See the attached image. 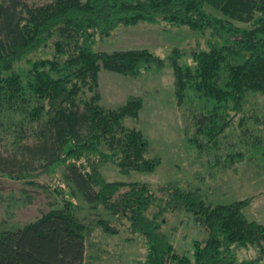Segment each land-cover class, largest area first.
Returning <instances> with one entry per match:
<instances>
[{"label": "trees", "instance_id": "16d2710c", "mask_svg": "<svg viewBox=\"0 0 264 264\" xmlns=\"http://www.w3.org/2000/svg\"><path fill=\"white\" fill-rule=\"evenodd\" d=\"M140 23L186 26L205 36V47L193 50L189 61L178 48L166 58L146 48L96 49L99 39ZM48 46L50 55L30 58ZM165 62L173 70L176 101L189 111L188 146L213 153L217 167L232 165L243 153L226 152L219 164L221 140L237 127L245 133L252 119L262 136L249 133L263 143L264 158V117L246 109L250 94L264 95V0H0V141L12 144L0 153V177L60 172L56 207L0 228V264H83L93 229L115 231L107 219L80 218L84 205L124 217L130 231L145 239L143 264H264V226L243 213L248 198L208 205L191 184L167 182L154 189L101 174L105 165L123 174L152 172L161 160L149 155L140 128L125 123L138 119L143 99L130 96L122 106L104 108L99 71L136 76ZM31 199L27 195L25 203ZM168 211L202 218L205 243L193 240L190 254L176 252L162 230ZM233 244L260 251L239 260Z\"/></svg>", "mask_w": 264, "mask_h": 264}, {"label": "rangeland", "instance_id": "374dc122", "mask_svg": "<svg viewBox=\"0 0 264 264\" xmlns=\"http://www.w3.org/2000/svg\"><path fill=\"white\" fill-rule=\"evenodd\" d=\"M40 3L42 0H29ZM205 36H195L186 26L172 27L162 24L140 23L121 27L112 35L99 39L98 51L146 48L163 58L174 49L182 50L189 61L193 50L205 47ZM50 47L43 48L30 56L31 59L48 56ZM25 66V62H22ZM161 70V74L158 72ZM157 76V77H156ZM98 93L104 108L122 106L130 96H140L143 106L138 119H125L129 126L140 128L149 142V155L160 158L161 163L152 172H119L113 165L101 168L107 181L147 183L154 189L167 182L180 185L191 184L199 188L208 205L228 203L248 198L243 209L249 220L264 226V158L261 156L263 143L255 142L251 129L262 136L258 121H246L245 133L238 127L222 138L221 146L224 164L226 152L240 150L243 158L232 165L217 167L213 153H198L185 141V128L189 122V111L179 106L174 94V74L165 62L161 69L151 68L136 76H127L101 69L98 74ZM247 114L264 117V95L248 96ZM235 118L234 125L238 122ZM244 132V131H243ZM12 148L9 140L0 141V153L7 154ZM228 163V161L226 162ZM60 172L40 174L26 180L0 177V228L12 224H24L37 218L59 204L60 196L54 192ZM29 195L31 202L25 203ZM85 222L97 218L107 219L115 231L108 232L95 227L88 237L83 264H143L147 245L143 236L129 229V222L122 216L111 217L102 207L90 209L83 206L78 212ZM164 230L170 237L178 253L190 254L193 240L205 243L208 235L206 222L184 211H168L164 214ZM261 247L264 246L260 242ZM237 258L250 259L259 254L257 246L248 248L233 244Z\"/></svg>", "mask_w": 264, "mask_h": 264}, {"label": "crops", "instance_id": "0c3cea01", "mask_svg": "<svg viewBox=\"0 0 264 264\" xmlns=\"http://www.w3.org/2000/svg\"><path fill=\"white\" fill-rule=\"evenodd\" d=\"M161 72H162V71H161V70H159L158 72L156 71V72H153V73H156V74H158V75H159V74H161ZM156 77H157V76H156Z\"/></svg>", "mask_w": 264, "mask_h": 264}]
</instances>
